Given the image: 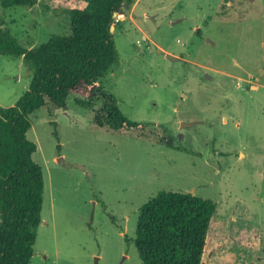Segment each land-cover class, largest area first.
Returning <instances> with one entry per match:
<instances>
[{
    "label": "rangeland",
    "instance_id": "rangeland-1",
    "mask_svg": "<svg viewBox=\"0 0 264 264\" xmlns=\"http://www.w3.org/2000/svg\"><path fill=\"white\" fill-rule=\"evenodd\" d=\"M81 3L0 6V28L32 48ZM113 18L119 60L99 82L139 126L97 125L104 98L77 93L29 115L44 190L28 264H142L136 218L161 190L216 203L202 264H264V0H133ZM29 80L0 54V106Z\"/></svg>",
    "mask_w": 264,
    "mask_h": 264
},
{
    "label": "trees",
    "instance_id": "trees-1",
    "mask_svg": "<svg viewBox=\"0 0 264 264\" xmlns=\"http://www.w3.org/2000/svg\"><path fill=\"white\" fill-rule=\"evenodd\" d=\"M133 0H82L66 10L70 33L53 34L32 48L0 28V54L21 57L30 72L27 89L8 107L0 106V264H28L41 222L44 180L26 136L29 115L51 103L66 108L68 96L104 98L94 122L118 130L137 128L100 78L118 64L113 16ZM36 0H0L1 7L32 6ZM216 203L190 192L161 190L143 203L135 225L134 246L142 264H202Z\"/></svg>",
    "mask_w": 264,
    "mask_h": 264
},
{
    "label": "water",
    "instance_id": "water-1",
    "mask_svg": "<svg viewBox=\"0 0 264 264\" xmlns=\"http://www.w3.org/2000/svg\"><path fill=\"white\" fill-rule=\"evenodd\" d=\"M113 28H114V24L111 25V31H112ZM263 66H264V44H263ZM263 72H264V70H261L260 73H263ZM182 125L183 126H186L187 124L186 123H183Z\"/></svg>",
    "mask_w": 264,
    "mask_h": 264
}]
</instances>
